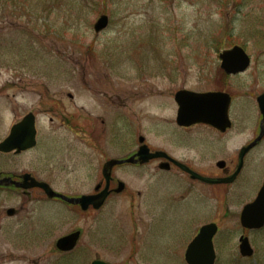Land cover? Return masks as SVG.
Here are the masks:
<instances>
[{
    "label": "rangeland",
    "instance_id": "1",
    "mask_svg": "<svg viewBox=\"0 0 264 264\" xmlns=\"http://www.w3.org/2000/svg\"><path fill=\"white\" fill-rule=\"evenodd\" d=\"M101 14L109 16V25L95 33L93 24ZM235 44L245 48L251 65L242 75L223 76L219 80L218 75L223 73L219 71L218 54ZM16 81L24 90H18L19 117L33 111L38 129V146L18 157L19 171L34 169L59 191L71 194L91 191L100 177L101 161L136 148L137 133L144 135L152 146L168 141L166 130L171 120L165 119H169L172 110L163 104L169 96L167 91L174 93L182 87L198 91L221 88L230 91L233 104L241 107L252 101L250 93L264 90V0H0L3 94H11ZM156 89L163 91L162 97L151 92ZM128 92L131 95L138 92L144 112L139 115L132 110L130 126H122L115 120L114 127L111 124L104 134L95 133V145L85 144L72 126L76 119L100 115L113 121L124 116L125 111L119 110V105L103 106V103L122 98ZM69 93L72 100L67 97ZM7 100L10 99L2 101L10 110L11 101ZM58 101L62 107L54 109ZM75 103L85 108L79 111L80 115L76 114ZM236 106L232 111L234 127L223 138L228 149L252 137L250 121L236 114ZM51 116L54 119L50 120ZM71 116L75 117L70 120L71 125H62V120ZM8 118L12 120V113ZM160 121L163 125L155 126ZM251 166H255L253 176L244 170L241 180L252 184L258 175L254 184L259 187L264 180V141L257 147ZM44 169L48 172L43 173ZM151 174L154 173L141 176L131 168L117 171L127 192L144 190L140 178ZM249 195H230L227 213L210 215V220L220 226L216 264H264V227L245 232L239 223L240 209ZM21 201L20 197L0 192V212L19 206ZM126 201L125 197L112 198L99 217L109 210L116 213L125 210L130 207ZM56 204L49 207L52 247L58 237L76 228L82 229L83 234L76 252L67 258L52 253L50 264H90L97 229L92 217L78 216L61 207L65 206L61 202ZM26 207L33 209L37 218L38 208L43 205L35 202ZM20 217L23 220L12 221L0 215V264H21L25 255L14 244L13 237L18 225L26 224L25 215ZM41 217L34 220V227L38 225L42 234ZM103 224L98 222L100 232L105 230ZM124 231L125 235L130 232ZM241 233L248 236L254 249L251 258L239 254ZM155 249L159 255L168 256L184 248L165 244ZM10 251L11 258L18 256L15 262L6 256ZM154 258L126 264H185L179 258L167 263H157ZM37 263L47 264L43 259Z\"/></svg>",
    "mask_w": 264,
    "mask_h": 264
},
{
    "label": "flooded vegetation",
    "instance_id": "2",
    "mask_svg": "<svg viewBox=\"0 0 264 264\" xmlns=\"http://www.w3.org/2000/svg\"><path fill=\"white\" fill-rule=\"evenodd\" d=\"M220 77L219 80L223 79L222 75ZM19 89H21V86L16 81L13 92L11 94L5 93V99H10L11 101V108L9 110L2 102L3 88H0V142L8 136L11 128L19 123L26 115L24 114L19 117L18 97L19 92H24L23 89L18 92ZM219 90L222 89H211L210 91ZM176 91L174 93L173 91H167L169 96H166L163 101V104L172 110V118L165 119L171 120V125L166 130L168 141L162 142L160 145H149L151 152L159 151L156 158L148 160L147 162H140L139 158L135 156L138 147L133 150L126 149L127 151L125 153L115 158L127 159L132 156L133 158L129 161L114 165L109 171L108 180L102 175V167L110 159H113L114 156L105 157L101 161L100 177L91 191L71 194L55 190L65 197L76 198L81 195L97 194L102 189H106L107 197L100 207L89 206L86 210H82L80 205L68 202L60 197H48L39 188H19L20 183L29 181L25 179L28 175L50 185L48 179L41 178L34 169H21L19 171L18 157L32 152L37 144L34 148L28 149L20 150L16 146L9 151L0 150V192H5L10 196L20 197L22 199L19 206L7 207L0 212V215L2 218L12 221L17 219L23 220L20 217L21 215H25L26 219V224L18 225L20 227L14 232L13 236L15 238L14 244L20 247L25 253L21 258V264H38L37 262L40 259L50 264L52 253L58 257L65 256L67 258V255L78 250V244L83 234V230L80 228L73 230H80L81 232L80 240L77 241V245L73 249L69 251L60 250L57 247L56 241H54L52 247L49 239L51 221L49 207L52 204L57 205L56 202H61L65 205L61 207H65V209L78 216L87 215L92 217L91 220L97 228L94 230L91 246L93 253L92 261L100 260L108 264H115L116 261L126 264L129 261L139 263L146 262L147 260L152 261L153 257H155V262L167 263L174 262L177 258L184 261L185 249L197 234L200 227L212 221L210 220L211 213L213 212L217 215L227 213V199L230 198V195L247 196L249 194L254 195V193L256 195L257 191L254 192V188L252 189V187L249 188L247 185H242L240 180L245 167L249 162L253 161L256 148L264 141V134L260 142L245 152L242 157V167L232 182L210 183L193 174L220 179L230 178L236 172L240 149L248 145L260 134L262 116L259 111L257 97L264 90L257 93H250L252 101L249 100L248 103L241 107L239 105L236 106V110L238 111L236 114L242 117L244 116L247 121H250L249 124L253 126H251L252 137L236 149H228L223 139L229 129L222 132L217 128L203 123L190 125L178 124L176 118L178 105L174 100ZM151 92L162 97L163 91L160 89L151 90ZM228 92L232 96V93L230 91ZM135 93L133 95L129 93L130 95L128 94L122 98H117L115 101H104L103 106L117 104L119 105V110L125 111L126 114L123 112L124 116H120L118 119L111 121L107 119V116L103 117L100 115L94 118L79 116L74 125H72L76 131V135L80 136V139L85 144L95 145L97 141V135L95 133L98 135L104 134L106 129L111 128V124L114 127L115 120L121 122L122 126L126 124L130 126V113L132 110H137V113L140 115V113L144 112L145 107L144 103L138 99V92ZM68 98L72 100L73 96L68 95ZM158 102H161V99H158ZM60 107H62V103L58 101L54 109H59ZM75 107L76 114L78 115H80V110L85 109L83 105L77 106L76 103ZM234 107L235 105L231 103L229 116H232ZM47 111H51L49 106ZM11 113L13 115L12 120L8 118V115ZM52 119L54 117L50 118V120ZM71 119H75V117L71 116L67 120H62V125L64 123L67 124V122L71 125ZM160 125H163V123L155 124V126ZM140 129L141 126L137 128V131ZM161 129L163 130V128ZM37 142L38 138L36 135ZM130 168L140 172L141 176L146 175L147 172L154 173L150 177L145 176L140 178L141 183L144 185V190L127 192L125 182L121 179L122 177L117 175V171L120 169L123 171L129 170ZM250 168L251 170L253 169L252 166ZM45 172L47 173L48 170L44 169L43 173ZM232 185L238 187H232ZM152 190L154 192H151ZM114 197H125L130 207L125 210L120 209L118 213H116V210H109L108 214L100 218L99 215L106 210L110 200ZM251 200L252 198L249 201ZM35 202L38 204L42 202L43 205L42 209L38 208L37 218L33 213L34 210L26 207V204ZM40 217L42 220V234L39 231L38 225L36 228L34 227V220L39 221ZM100 221L104 223L102 227L105 229L101 232L98 230V222ZM124 230L130 231L131 233L128 232L125 235ZM165 244L169 247L179 246L184 249H181V252L168 253V256L159 255L158 253L160 252H157L155 247L165 246ZM6 256H12V252L10 251ZM115 257H117L116 260ZM17 258L18 256L10 257V262H15Z\"/></svg>",
    "mask_w": 264,
    "mask_h": 264
},
{
    "label": "water",
    "instance_id": "3",
    "mask_svg": "<svg viewBox=\"0 0 264 264\" xmlns=\"http://www.w3.org/2000/svg\"><path fill=\"white\" fill-rule=\"evenodd\" d=\"M107 24V17L101 16L95 23V30L98 31L105 27ZM222 60V67L226 72H237L244 70L248 65V57L238 46H234L230 50H225L220 54ZM182 105L181 100L188 101L187 105H182L183 108L188 106L187 109H181L180 114L186 111L195 121H202L210 123L218 128L225 129L229 123L227 119V107L229 98L224 94L219 93H186L179 92L176 96ZM264 96L259 98L262 106V100ZM191 101V102H190ZM182 108V107H181ZM144 151L148 150L145 146L142 148ZM154 157L155 155H150ZM116 161H110L109 165H112ZM31 186L38 185L44 188L48 196H53V193L48 185L37 184L32 182ZM104 193L97 196H83L78 199V201L86 207L88 204H93L99 206L98 202H102L104 199ZM241 222L245 227L248 228H259L264 224V186L261 189L257 200L254 204L249 205L245 208L241 216ZM214 228L211 226H206L201 229L200 234L194 239V241L189 245L186 258L189 264H213L214 261V251L211 243V237L213 235ZM78 233H74L68 237L59 239L60 246H66V249L71 248L76 239ZM242 243L240 245V250L243 255H251L252 249L250 248L247 239H241ZM93 264H104V263H93Z\"/></svg>",
    "mask_w": 264,
    "mask_h": 264
}]
</instances>
